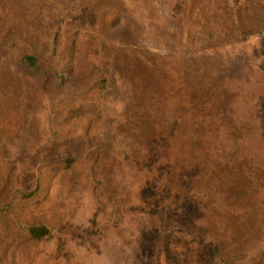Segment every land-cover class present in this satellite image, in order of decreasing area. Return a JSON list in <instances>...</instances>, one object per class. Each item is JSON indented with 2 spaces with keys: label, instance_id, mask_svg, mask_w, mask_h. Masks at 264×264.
Wrapping results in <instances>:
<instances>
[{
  "label": "rangeland",
  "instance_id": "obj_1",
  "mask_svg": "<svg viewBox=\"0 0 264 264\" xmlns=\"http://www.w3.org/2000/svg\"><path fill=\"white\" fill-rule=\"evenodd\" d=\"M185 104L255 129L191 176ZM0 210V264H264V0H0Z\"/></svg>",
  "mask_w": 264,
  "mask_h": 264
},
{
  "label": "trees",
  "instance_id": "obj_2",
  "mask_svg": "<svg viewBox=\"0 0 264 264\" xmlns=\"http://www.w3.org/2000/svg\"><path fill=\"white\" fill-rule=\"evenodd\" d=\"M19 63L23 68L32 71L37 68L38 57L35 54L25 53L20 56ZM154 98L159 99L161 96L157 95ZM171 104H175V102L171 101ZM153 113L156 115L155 125L162 131L172 161L181 165L187 161L191 176L197 172H207L204 165L212 161L211 155L232 156L238 149L243 136L255 129L253 122L240 124V120L230 124L223 112L194 110L193 106L186 104L184 106L177 105L173 110H163V108L153 110ZM51 139L52 136L49 137V140ZM212 140H224L227 146L217 154L210 151L208 147L209 141ZM192 179L191 190L195 183L193 177ZM176 185L185 187V183L183 184L180 180ZM1 212L2 210H0V216ZM26 231L28 236L33 239H40L49 233V229L43 224H31L26 227ZM220 250L218 245L213 246L209 264H218L223 261Z\"/></svg>",
  "mask_w": 264,
  "mask_h": 264
}]
</instances>
